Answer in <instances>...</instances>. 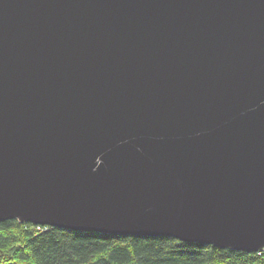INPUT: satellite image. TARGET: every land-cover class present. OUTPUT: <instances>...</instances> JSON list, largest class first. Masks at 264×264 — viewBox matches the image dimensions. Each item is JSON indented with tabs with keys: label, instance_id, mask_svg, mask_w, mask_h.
<instances>
[{
	"label": "water",
	"instance_id": "95a60500",
	"mask_svg": "<svg viewBox=\"0 0 264 264\" xmlns=\"http://www.w3.org/2000/svg\"><path fill=\"white\" fill-rule=\"evenodd\" d=\"M264 249V0H0V221Z\"/></svg>",
	"mask_w": 264,
	"mask_h": 264
},
{
	"label": "trees",
	"instance_id": "16d2710c",
	"mask_svg": "<svg viewBox=\"0 0 264 264\" xmlns=\"http://www.w3.org/2000/svg\"><path fill=\"white\" fill-rule=\"evenodd\" d=\"M0 264H264L247 251L162 235L69 230L29 221H0Z\"/></svg>",
	"mask_w": 264,
	"mask_h": 264
}]
</instances>
